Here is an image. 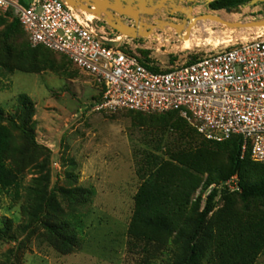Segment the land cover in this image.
I'll list each match as a JSON object with an SVG mask.
<instances>
[{"label":"rangeland","instance_id":"374dc122","mask_svg":"<svg viewBox=\"0 0 264 264\" xmlns=\"http://www.w3.org/2000/svg\"><path fill=\"white\" fill-rule=\"evenodd\" d=\"M19 2L27 6L29 0ZM257 6L263 8L264 3ZM257 6L245 3L237 13L218 15L229 22L255 21L262 13ZM206 11L205 0H200L193 14ZM0 18L5 20L0 24V106L6 117L0 125L10 132L16 159L21 149L35 152H27L25 164H20L22 197L0 196V227L10 220L14 237L0 239V264H172L188 255L186 230L203 211L211 188L204 189V184L210 176L229 171L231 147L208 144L187 123H183L186 136L168 132L159 123L163 114L95 111L101 85L64 55L40 49L38 65L9 60L1 41L6 27L17 18L2 10ZM14 29L20 43L35 49L21 26L15 23ZM255 32L264 28L234 29L210 20L193 29L192 48L174 44L175 40L161 47L149 43V38L132 40L129 46H138V53L148 50L150 60L166 69L194 54L217 52L236 40L255 38ZM169 33L171 39L173 31ZM22 95L34 108L28 125L34 141L18 128L26 116ZM149 156L158 159L163 171L161 184L171 193L169 208L176 226L171 233L147 228L149 241L133 245L129 232L143 183L139 172L147 168ZM244 179L257 187L260 168L247 166ZM46 189L52 192L54 208H45L37 223L34 210ZM61 190L77 193L69 198ZM44 223H68L69 234L77 240L75 249L57 250ZM197 244L194 264H264V194L244 196L242 190H221Z\"/></svg>","mask_w":264,"mask_h":264},{"label":"built area","instance_id":"2783aa9c","mask_svg":"<svg viewBox=\"0 0 264 264\" xmlns=\"http://www.w3.org/2000/svg\"><path fill=\"white\" fill-rule=\"evenodd\" d=\"M0 10L18 19L32 46L64 55L99 82L102 95L95 111L177 112L203 139L238 138L241 157L249 152L264 165L263 33L164 69L154 62L145 65L138 46L123 43L126 37L107 32L63 0H29L27 6L0 0ZM214 188L242 190L237 174Z\"/></svg>","mask_w":264,"mask_h":264},{"label":"trees","instance_id":"16d2710c","mask_svg":"<svg viewBox=\"0 0 264 264\" xmlns=\"http://www.w3.org/2000/svg\"><path fill=\"white\" fill-rule=\"evenodd\" d=\"M249 1L250 0H215L210 3V8L212 10L238 8L240 5H245V3H248ZM13 21L14 22H12V24L6 27V30L3 33V39L1 41V44H3L2 50L4 54L7 55V58L9 60L19 59L21 61H27L31 65H38V63L40 62V56L38 55V53H40V49H44L45 51L49 52L52 51L45 48L44 46H36L35 49H31L28 46L27 42L20 43L18 41L19 39L15 35L16 29H14V27L15 23H17L21 27L22 25L20 24L18 19H14ZM2 23H5V20L3 18H0V24ZM138 51L142 57V62L145 65H148L152 62V60H150L149 58L150 52L148 50ZM195 58V56H192L191 60ZM171 60L175 62L174 57H172ZM5 64L8 65V63ZM13 68L14 67H12V70ZM101 95L102 93L100 94L99 99ZM19 99L20 104L23 106V109H25L24 112L26 116L21 119L22 121L21 124L18 125V128L22 131L24 136L34 141V135L30 131L28 126L30 118L33 116L34 113L33 105L26 95H22ZM5 118L6 117L4 116V111L0 106V121H4ZM173 119H179L180 123H173ZM159 120V123L161 124L162 128L166 129L168 132L174 130L178 132L182 137L186 136V133H184V124L187 123V121L181 118L177 112L164 113ZM204 141L208 144L215 146H230L232 149V155L230 158L231 165L229 171L226 174L210 176L204 184V189H207L212 184L227 180L233 175L237 174L240 178V186L244 196L264 194V165L255 162L251 158L249 152H247L243 158L241 157V142L238 138H232L222 143H215L207 140ZM27 152H31L32 154L35 153L32 152L30 148L27 151H25V149H21L17 152V154H19V158L16 159L14 156L16 154L15 148L11 145L10 132L5 126L0 125V196L6 195L13 198L14 200H18L22 197V193L24 192L25 188L23 186V180L20 175V164H25V160L23 161V156H25ZM10 159H13L12 161L18 169L12 167L11 163L9 162ZM146 162L147 168H142L140 170V172L143 171V173L139 172L143 183L141 186V190L137 195V209L135 212L134 222L129 232V236L132 240L131 243L133 245H135L134 243H136L137 245L138 242L149 241V238H147V228L171 233L174 231L176 226V219L173 218L171 213L172 211L169 208L170 203L168 196L171 193L168 192V187L166 186V184H161L163 179V171H161V167H159L158 165V159L149 156ZM250 165L258 166V168H260L262 172L261 184H259L257 187H250L249 185H247L244 179L246 168ZM61 191L64 196H68L69 198L75 197V194L77 193L75 191L70 190ZM218 194L219 190L215 188L208 191L203 211L199 214L198 218L196 219L195 223L190 227V229L186 230L187 239L185 244L189 250V253L182 259L172 264H194L196 262L198 257L197 238L200 235L206 218L214 208L215 199L217 198ZM38 197L42 203H40V205L34 210V217L37 223L40 221L41 216L46 214L45 208H54L52 202V192H50L48 189L42 192V195H39ZM43 225L47 229V232L50 235L49 237H51V241L57 250L62 253H70L75 249L77 245V240L74 238L73 235L69 234L70 229L68 227V223H44ZM10 229V220H4L3 227H0V239L13 240L14 237L11 236ZM148 254H151V250L148 252Z\"/></svg>","mask_w":264,"mask_h":264},{"label":"water","instance_id":"95a60500","mask_svg":"<svg viewBox=\"0 0 264 264\" xmlns=\"http://www.w3.org/2000/svg\"><path fill=\"white\" fill-rule=\"evenodd\" d=\"M63 1L75 9L95 15L97 19L103 20L111 30L115 31L114 33L132 40H145L149 38L154 32V37L160 35L162 36L161 39H166L165 41L169 42L170 44L171 42L169 40H175L174 44H178L181 43L182 40L188 38L192 34L193 29L200 22L210 20L216 21L224 26L234 29L246 30L264 28V15L258 20L248 22H229L223 19L218 15L220 12L225 11L228 14L233 12L237 13L239 11V7L212 10L210 8V3L215 0H205L207 13H203L201 15L193 14L195 8L193 5H195L200 0H187V2L193 4L188 7H183L177 4L178 1L182 2L183 0H93L92 3H90L93 9L87 6L79 7L72 0ZM259 3H264V0H250L247 4L249 6L255 7ZM162 10L170 13L171 15L180 13L184 15L185 18L181 22L156 20V25H148L141 21L142 15L145 14L152 16L157 12H161ZM110 11H113L114 14ZM123 16L125 18L132 19L134 21L133 25L131 26L127 24L123 19ZM172 31L173 36L170 39L169 32ZM260 33L264 34V32ZM239 41L243 40H236L234 42ZM106 43L108 45H113L114 42L106 41ZM163 43L161 47H164Z\"/></svg>","mask_w":264,"mask_h":264},{"label":"flooded vegetation","instance_id":"af4514ba","mask_svg":"<svg viewBox=\"0 0 264 264\" xmlns=\"http://www.w3.org/2000/svg\"><path fill=\"white\" fill-rule=\"evenodd\" d=\"M77 6L81 7V6H87L91 9H93V7L91 6L90 3H92L93 0H72ZM178 5H181L183 7H188L190 5H193L190 2H187V0H183L182 2L178 1L177 2ZM206 4V3H205ZM194 7H196V4L193 5ZM207 8V7H206ZM114 14L113 11H110ZM88 16L90 18V20H95L96 24L101 25L102 27H104L105 30H111L106 23L103 20L97 19L95 15L88 13ZM185 18L184 15L180 14V13H175L173 15H171L170 13L162 10L161 12H157L156 14L150 16V15H142L141 16V21H143L144 23L148 24V25H156V20H164V21H173V22H181L183 19ZM123 19L125 20V22L129 25H133L134 21L130 18H125L123 16ZM112 32H115L112 30ZM154 35V32H153ZM150 43H155V42H150Z\"/></svg>","mask_w":264,"mask_h":264},{"label":"bare ground","instance_id":"6f19581e","mask_svg":"<svg viewBox=\"0 0 264 264\" xmlns=\"http://www.w3.org/2000/svg\"><path fill=\"white\" fill-rule=\"evenodd\" d=\"M153 36H154V35H153V33H152L151 36L149 37V39L152 38ZM255 38H256V37H255ZM250 39H254V38H250ZM153 41H155L157 44H160V45H161V44L163 43L164 40H161V38H159V39L157 38V39H156V37H155V38L153 39ZM165 42H167V41H164V43H165ZM178 44H180V45H182V46L184 45L185 48H192V46L194 45V44H193V38H192L191 35H190L188 38H186L185 40H182L181 43H178Z\"/></svg>","mask_w":264,"mask_h":264},{"label":"crops","instance_id":"0c3cea01","mask_svg":"<svg viewBox=\"0 0 264 264\" xmlns=\"http://www.w3.org/2000/svg\"><path fill=\"white\" fill-rule=\"evenodd\" d=\"M262 7H263V8H261L260 6H257V9H260V11H262L261 15H259V18L263 17V15H264V6H262ZM255 34L258 35V34H260V33H259V32H255ZM154 38H155L154 36H153L152 38H150V39H149V43H150V42H155V41H153ZM157 38H158V39H159V38H162V36L157 35V36H156V39H157ZM163 39H164V38H163ZM163 39H161V40H163ZM165 40H166V39H165ZM165 40H164V41H165ZM131 41H132V39L126 38L125 41H123V43L131 44ZM164 41H163V42H164ZM155 43H156V42H155Z\"/></svg>","mask_w":264,"mask_h":264}]
</instances>
